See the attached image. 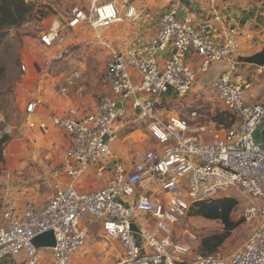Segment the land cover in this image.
<instances>
[{
  "label": "built area",
  "instance_id": "built-area-1",
  "mask_svg": "<svg viewBox=\"0 0 264 264\" xmlns=\"http://www.w3.org/2000/svg\"><path fill=\"white\" fill-rule=\"evenodd\" d=\"M137 16L138 8L130 0H95L88 9L74 7L67 18L58 17L41 33V52L64 59L70 46L66 31L83 25L106 45L100 31ZM214 18L221 22L219 15ZM240 36L239 28L224 26L221 38L206 36L190 16L169 9L160 15L157 33L146 45L111 48L104 72L107 90L98 101L86 107L71 105L42 120L36 118L47 105L41 80H53L57 95L64 97L77 86L81 73L72 69L56 84L57 76L47 66L43 71L39 63L51 59L24 57L20 68L29 95L26 125L42 133L50 126L60 129L67 143L64 160L52 171V196L28 202L21 214L0 210V259L24 253L27 264H40L49 252L52 264H72L95 223L108 241L119 244L123 255L117 264H264V145L255 139L264 120V103L246 100L253 83L233 59L240 50ZM245 36L252 38L250 33ZM221 62H228L229 69L210 87L236 117L232 127L202 120L198 109L187 118L170 111L169 103L191 95L199 77ZM135 122L146 126L151 139L141 154L122 161L113 146L121 129ZM90 174L97 180L107 174L108 178L101 186L82 189L83 178ZM234 190L248 201L241 210L243 219L256 222L242 247L227 256L202 255L175 238L194 202ZM49 230L55 233L56 245L37 249L33 239Z\"/></svg>",
  "mask_w": 264,
  "mask_h": 264
},
{
  "label": "rangeland",
  "instance_id": "rangeland-1",
  "mask_svg": "<svg viewBox=\"0 0 264 264\" xmlns=\"http://www.w3.org/2000/svg\"><path fill=\"white\" fill-rule=\"evenodd\" d=\"M94 1L26 0L29 9L26 22L18 27L9 28L0 47V115L3 116L0 121V137L4 135L10 137L8 143L4 146V152L2 151L4 159L0 161V176H8L10 173L9 167L12 164L11 167L17 164V168L14 167V171L11 172V174H14L13 177L17 178H15L16 181H22L23 185L31 188L33 192L40 191L47 199L53 194V185L47 182L51 181L48 171L49 168L52 171L64 160V148L59 147L54 148V150L51 147L44 146L45 141L41 132L30 129L26 125L25 101L29 95L26 89L23 88L22 82L26 75L20 68V62L27 54L31 56L39 54L38 56L43 58L40 59L42 61L45 58L51 59L46 63L42 62V68L44 71L47 66L49 73L57 76L56 84L62 83L72 69H77L81 73V78L77 80V86L84 87L85 96L88 95L90 98H94L95 102L98 101L107 90L104 72L112 49L98 41L97 33L93 29L87 25L76 29L69 28L66 31L68 44L70 45L69 52L62 60L49 58L47 56L49 53H39L42 48L39 41L42 32L48 30L58 17L67 18L74 7L88 9ZM244 1L253 2L254 0ZM130 2L133 3L132 0ZM127 24L130 23H122V26ZM119 25H111L102 30L100 34L113 49L124 50L129 47L127 40L135 33L127 30L125 34L117 28ZM113 28H115L114 32L112 31ZM116 30L120 33H116ZM109 35H116L117 37L111 39ZM261 41L264 43V37ZM30 49L38 50L31 53ZM224 67V62L214 63L208 73L199 77L191 95L182 101L169 103L170 111L187 118L193 109H198L202 120H217L219 124L221 123L220 125H228L229 122L225 116L226 110L210 87L214 78L225 71ZM248 97H250L249 94L246 95V100H248ZM137 128L138 125L135 124L130 128L124 127L121 129L119 138L122 144H119L117 150L126 149L130 142L133 143L137 140V136H135L134 141L130 138L131 133ZM146 133V136H144L146 143L134 142L129 154L142 153L147 148V142L151 139V136L148 130ZM135 144L139 145L135 146ZM117 150L116 152H118ZM49 152L51 153L49 154ZM93 180L97 181L95 177H92ZM29 190L26 189L27 193H29ZM231 196L239 197L240 205L234 214V218L241 219L242 223L230 233L224 245L214 255L224 254L239 247L252 229L241 216L245 199L240 197L242 195H236L233 192ZM90 228L87 244L75 254L72 264H117L123 255L119 244L108 241L101 233L100 225L93 223ZM222 232H224V224L221 221L194 215L183 220L177 226L174 236L176 239L189 244L195 253L210 255L211 253L200 250L201 240L203 237ZM40 264H52L49 252L43 255Z\"/></svg>",
  "mask_w": 264,
  "mask_h": 264
},
{
  "label": "crops",
  "instance_id": "crops-1",
  "mask_svg": "<svg viewBox=\"0 0 264 264\" xmlns=\"http://www.w3.org/2000/svg\"><path fill=\"white\" fill-rule=\"evenodd\" d=\"M132 1L133 4L138 8L139 16H137L135 19H129L123 22H129L130 24L122 26L121 23V25L118 24L119 26H117V28L121 29L124 33L127 32V30L135 33L130 39L127 40V44L129 45V47H139L147 44V42H149L157 33L158 20L160 15L172 8L177 9L178 14L180 16H190L193 19L197 30L200 31L202 34H205L206 36L212 38H221L223 26L239 28L242 32V36L239 37L240 50L238 54L233 57V59L237 63L238 70L248 79H250L253 83V87L251 90L252 96L248 97L247 101L249 103H264V65H257L252 62V58L256 54L264 51V43L261 41L264 37V0H254L253 2H247L244 0H217L215 3H211L209 2V0ZM215 15H219L221 17V22L215 20ZM114 30L115 28L112 29L113 32ZM117 32L119 31L116 30V33ZM246 33L252 34V38L250 39L246 37ZM109 36L111 37V39H115L117 37L116 35ZM37 50L30 49V52L32 53V51ZM39 53H42L41 50ZM38 55L39 54L31 56L27 54L25 57H35V59H43L41 56L39 57ZM191 58L196 59L193 55L191 56ZM39 63L42 66L40 61ZM224 63V70L229 69V63ZM41 68L39 66V69ZM50 80L51 79H45L43 81L41 80L42 83H40V88L42 89L41 92L45 100L47 101V105L45 106L44 112L36 116L38 120L44 119L51 112L60 113L71 105L86 107L95 102L94 98H90L88 95H84V87H79V85L72 88L67 96L59 97L56 91L54 90L53 84L55 83L52 82L53 80ZM135 124L138 125V128L133 133H131L132 136L130 138H132L134 141L135 136H137L136 141H139L140 143H146L144 138V136H146L147 134L146 126L139 122H135L133 125ZM126 127L130 128L131 126ZM35 130L39 131L38 129ZM41 134L45 141L44 146L48 148H64L67 143V137L64 132L55 127L50 126L46 133L41 132ZM255 139L264 145V120L255 131ZM133 143L130 142L126 149L124 148L119 151L117 150V148H119V144H122V142L118 137L117 143L113 146L114 153L122 161H130L131 158H134L141 154H129V151L132 150ZM138 145L139 144H135V146ZM116 150L118 152H116ZM50 153L51 152H49V154ZM21 165L22 164L20 163V166ZM11 166L9 167L10 173L8 174V176H0V210L11 209L13 212L21 214L23 213L24 208L28 202H42L45 201L47 198L43 194H41L40 191H31V188H28L27 186L23 185L22 181H16L17 178L13 177L14 174H11V172L14 171V167L17 168V164L16 166L14 165V167ZM52 171L51 168H49L48 172L51 177V181L47 182H49L50 185L54 186L55 180L53 178ZM92 177H95L94 174L85 176L80 184V187L82 189H91L101 186L105 183L106 179L108 178V174L104 177L103 180L92 181ZM26 189H30L29 193H27ZM233 193H236V195H242L241 193L235 190L233 191ZM51 196L52 194L49 196V198ZM240 197L242 199L244 198L243 195ZM247 203L248 201H246V203L244 202V204ZM2 222V218L0 217V224ZM248 224L252 227V229L249 232L247 238L244 240V242L239 247L227 253H218L217 255L227 256L232 251L242 247L256 226V222H251ZM0 264H27L26 255L24 253H21L16 256H6L0 259Z\"/></svg>",
  "mask_w": 264,
  "mask_h": 264
},
{
  "label": "trees",
  "instance_id": "trees-1",
  "mask_svg": "<svg viewBox=\"0 0 264 264\" xmlns=\"http://www.w3.org/2000/svg\"><path fill=\"white\" fill-rule=\"evenodd\" d=\"M27 4L26 0H0V47L9 28L18 27L26 22L29 11ZM225 116L229 124L226 126L223 124L224 127H232L236 123V117L227 111ZM9 138V135L0 137V161L4 159L2 151L4 152V146L8 143ZM238 206L239 200L234 196H221L209 201L193 203L190 216H201L221 221L224 224V232L203 237L200 250L209 254L218 252V249L229 238L230 233L242 223L241 219L234 218Z\"/></svg>",
  "mask_w": 264,
  "mask_h": 264
},
{
  "label": "water",
  "instance_id": "water-1",
  "mask_svg": "<svg viewBox=\"0 0 264 264\" xmlns=\"http://www.w3.org/2000/svg\"><path fill=\"white\" fill-rule=\"evenodd\" d=\"M187 1V0H184ZM252 62L257 64V65H264V51L256 54L252 58ZM120 107V104H118ZM108 137L106 136L104 140L106 141ZM133 230L138 231L135 224L132 225ZM33 244L36 246L37 249L41 248H47V247H54L56 245V236L54 231L49 230L46 231L38 236H36L33 239Z\"/></svg>",
  "mask_w": 264,
  "mask_h": 264
},
{
  "label": "bare ground",
  "instance_id": "bare-ground-1",
  "mask_svg": "<svg viewBox=\"0 0 264 264\" xmlns=\"http://www.w3.org/2000/svg\"><path fill=\"white\" fill-rule=\"evenodd\" d=\"M104 30V29H103ZM101 32V31H100ZM110 37V36H109ZM107 43V42H106ZM107 46H109V47H111L112 48V46L110 45V44H106ZM113 49V48H112ZM3 119V116L2 115H0V121Z\"/></svg>",
  "mask_w": 264,
  "mask_h": 264
}]
</instances>
